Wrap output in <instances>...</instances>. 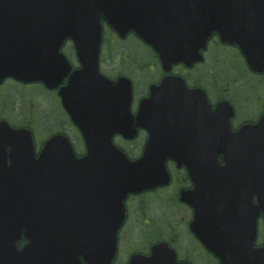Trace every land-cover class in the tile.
Listing matches in <instances>:
<instances>
[{
	"label": "water",
	"instance_id": "95a60500",
	"mask_svg": "<svg viewBox=\"0 0 264 264\" xmlns=\"http://www.w3.org/2000/svg\"><path fill=\"white\" fill-rule=\"evenodd\" d=\"M101 15L121 34L134 30L165 65L197 59L217 31L224 40L239 42L255 69H264V0H0V80L12 76L51 85L70 68L60 52L64 39L74 40L83 69L73 73L63 97L88 147L79 160L68 139L56 136L35 158L27 151L32 141L17 131L16 162L0 159V264H111L124 197L168 177L165 159L175 149L157 145L158 117H142L151 139L140 159L129 160L111 143L115 133L128 136L131 86L123 94L121 80L112 94L115 112L102 115L99 103L108 89L97 70ZM189 93L182 83L164 80L153 88L145 109ZM90 116L110 118V129L85 126ZM109 146L111 160L99 164L98 153ZM207 152L199 155L207 171L196 176L206 192L189 200L196 208L194 229L222 264H264V245L254 247L256 218L264 214V117L236 133H218ZM58 153L63 160L52 158ZM22 234L29 242L19 250ZM129 264L184 263L158 244L150 256L135 255Z\"/></svg>",
	"mask_w": 264,
	"mask_h": 264
},
{
	"label": "flooded vegetation",
	"instance_id": "af4514ba",
	"mask_svg": "<svg viewBox=\"0 0 264 264\" xmlns=\"http://www.w3.org/2000/svg\"><path fill=\"white\" fill-rule=\"evenodd\" d=\"M61 51L71 69L56 86L22 82L11 77L0 81V124L7 123L14 130L29 129L36 157L48 139L65 135L76 155L83 158L87 155L84 135L72 121L61 95L71 74L81 69L82 64L72 40L67 39ZM99 72L114 85L122 77L131 82L130 114L135 135L131 138L115 135L113 140L132 160L144 154L150 139L149 131L139 125L137 115L141 102L150 97L152 87L174 77L175 81H184L195 95L194 100L190 95L189 99L177 101L175 108L161 107L155 112L177 116L168 120L169 132L160 134V142L180 151L175 158L167 157L165 161L168 181L128 193L124 199L125 217L117 233L112 264H128L136 254L150 255L157 244H166L182 263L221 264L193 229L195 208L186 197L195 191L197 182L189 163L191 159H198L199 149L213 147L214 131L235 133L246 125L257 124L264 117V70L254 69L240 46L223 41L217 32L210 35L200 49L199 60L165 66L156 50L134 31L121 36L103 22ZM198 91L204 93L200 102L196 100ZM5 137L11 138L9 134ZM3 154L11 164L9 146ZM219 158L222 160L221 156ZM262 243L264 216L259 215L255 244Z\"/></svg>",
	"mask_w": 264,
	"mask_h": 264
}]
</instances>
